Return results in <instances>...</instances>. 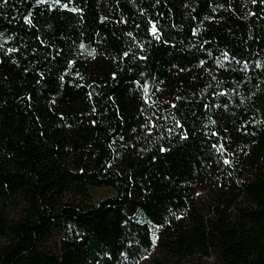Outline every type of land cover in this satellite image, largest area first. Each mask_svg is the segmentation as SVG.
<instances>
[{
  "label": "trees",
  "instance_id": "1",
  "mask_svg": "<svg viewBox=\"0 0 264 264\" xmlns=\"http://www.w3.org/2000/svg\"><path fill=\"white\" fill-rule=\"evenodd\" d=\"M202 257L264 264V0H0V264Z\"/></svg>",
  "mask_w": 264,
  "mask_h": 264
},
{
  "label": "rangeland",
  "instance_id": "2",
  "mask_svg": "<svg viewBox=\"0 0 264 264\" xmlns=\"http://www.w3.org/2000/svg\"><path fill=\"white\" fill-rule=\"evenodd\" d=\"M111 193L110 189L107 188H96L94 189L95 196L86 197L85 195L79 193L69 194L67 199L73 202H78L82 204H91L96 202L99 197L105 196L106 194ZM189 264H220L215 257H202L194 258Z\"/></svg>",
  "mask_w": 264,
  "mask_h": 264
},
{
  "label": "snow or ice",
  "instance_id": "3",
  "mask_svg": "<svg viewBox=\"0 0 264 264\" xmlns=\"http://www.w3.org/2000/svg\"><path fill=\"white\" fill-rule=\"evenodd\" d=\"M154 31H155V27H154V29H153Z\"/></svg>",
  "mask_w": 264,
  "mask_h": 264
}]
</instances>
